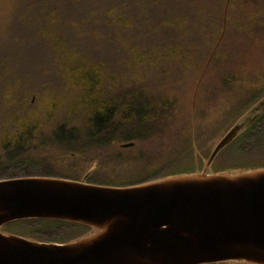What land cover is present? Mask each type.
<instances>
[{
    "label": "rangeland",
    "instance_id": "374dc122",
    "mask_svg": "<svg viewBox=\"0 0 264 264\" xmlns=\"http://www.w3.org/2000/svg\"><path fill=\"white\" fill-rule=\"evenodd\" d=\"M95 1L98 0H0V73L6 74L8 81L2 79L0 83L11 86L15 81L16 93L25 92L32 101L38 93L47 97L56 92L55 102L64 106L61 110L68 117L83 115V102L95 96L103 98L102 95L90 88L86 93L76 90L72 94L62 88L56 77L59 71H54L71 60L83 65L85 71L98 65L108 88L104 98L122 101L136 97L143 105L147 103L145 98L151 97V88L158 108L169 104L168 108L156 110L154 129L143 140L134 141L133 147L122 150L121 144L114 143L99 150L97 157L104 166L117 161L116 169H121L117 178H122L124 170L129 169L122 161L126 157L119 153L136 156L150 165L188 143L195 147L193 158L197 164L204 161L205 166L206 151L249 112L254 101L264 97V0H163L164 14L176 23L154 30V48L147 42L146 46L134 42L116 22L106 21L107 16L100 11L101 28H97L98 43H94L96 19L92 8L97 5L91 3ZM48 10V17L39 21ZM47 25L59 46L48 44L53 35L46 40ZM43 30L45 41L39 38ZM128 38L131 45L138 46L132 48L137 49L125 47ZM147 52L144 62L148 65L130 66L129 54L143 56ZM136 70L138 75L134 76L139 79L126 80ZM141 83L146 86L144 90ZM48 149L45 150L51 152ZM197 164L196 169L202 171L204 166L200 170ZM56 165L61 169L60 163ZM222 169L219 163L211 171L218 173Z\"/></svg>",
    "mask_w": 264,
    "mask_h": 264
},
{
    "label": "water",
    "instance_id": "95a60500",
    "mask_svg": "<svg viewBox=\"0 0 264 264\" xmlns=\"http://www.w3.org/2000/svg\"><path fill=\"white\" fill-rule=\"evenodd\" d=\"M259 116L235 125L201 174L130 188L38 177L0 181V229L52 220L96 230L63 245L0 231V264H264V169L208 174L218 153Z\"/></svg>",
    "mask_w": 264,
    "mask_h": 264
},
{
    "label": "trees",
    "instance_id": "16d2710c",
    "mask_svg": "<svg viewBox=\"0 0 264 264\" xmlns=\"http://www.w3.org/2000/svg\"><path fill=\"white\" fill-rule=\"evenodd\" d=\"M162 1L98 0L92 2L91 4L97 5L92 8L96 19L92 41L98 43L95 35L97 28H101V22L98 19L100 11L103 16H107L106 21L116 22L119 30L129 33L128 36L134 38V42L140 46H146L147 42L150 44L147 46L151 48L156 42L152 36L154 30L161 29L169 23L171 25L176 23L174 19L164 14ZM41 3L39 1V4ZM50 11L48 10L39 21L45 20ZM105 24L107 25L106 22ZM38 27H42V24L38 23ZM46 29L47 33L49 32V35H46L47 41L53 35V39L50 38L48 44L53 47L59 46L55 33L51 32L48 25ZM39 38L45 41L44 30ZM131 43L133 42L128 38L125 47L131 50L137 49L132 48L138 47L137 44L133 46ZM94 46L96 44H93ZM149 49L147 50L150 51ZM148 56L149 52L143 53V56L138 53L129 54L130 66L145 67L148 64L144 60ZM82 67L83 65L71 60L56 67L54 72L59 71V75L56 76L61 80L59 83H62V88L66 87V91L72 94H75L76 90L86 93L90 88L102 95L103 98L94 95L95 99L83 102V115L75 114L68 117L66 111L61 110L64 106H59L55 102L56 92L54 96L51 94L47 97L38 93L33 95L35 101H32L29 96L27 97V93H16L15 81H12L11 86L0 83V181L45 177L123 188L171 176L200 172L196 169L197 162L193 158L195 147L188 143L165 153L161 160L150 165L136 159V156L119 153L121 157H126V160L122 161L128 167L125 169H129V173L124 170L125 176L117 178L121 171L116 169L119 163L112 161L104 166L101 158L97 157L99 150L111 147L114 143L143 140L154 129V122L158 117L156 110L168 108L169 104L166 103L163 108H158V100L154 98L151 88V97L147 96L145 98L147 103L143 105H140L136 97L124 98L122 101L106 99L104 97L108 88L103 69L96 65L92 71H85ZM135 74L138 75L137 70L127 75L126 80L139 79V76H134ZM0 75V80L4 79L8 82L6 74L0 73ZM48 77L50 78V75ZM48 81L52 82L51 79ZM43 85L45 88H50L48 85ZM140 87L142 90L146 88L142 83ZM108 95L117 97L113 93ZM51 96L54 100L50 98ZM257 101L259 100L253 103ZM15 114L17 117H14ZM195 140H197L196 143L199 142L197 138ZM48 148L52 149L51 152ZM213 148L206 151L205 160L208 159ZM203 149L201 152H205ZM129 159L132 161L128 162ZM58 163L61 169L59 165H56ZM219 163L223 165V172L264 168V115L218 155L212 169ZM62 165L67 166L62 167ZM197 166L201 170L204 161L198 162ZM2 231L48 244L71 243L94 232L87 226L50 220L17 221L4 226Z\"/></svg>",
    "mask_w": 264,
    "mask_h": 264
}]
</instances>
